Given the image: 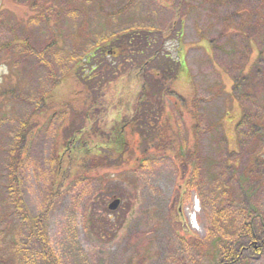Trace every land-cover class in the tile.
<instances>
[{
    "label": "rangeland",
    "instance_id": "obj_1",
    "mask_svg": "<svg viewBox=\"0 0 264 264\" xmlns=\"http://www.w3.org/2000/svg\"><path fill=\"white\" fill-rule=\"evenodd\" d=\"M255 6L262 8L260 20L264 0H0V264H48L33 234L36 218L57 264H215L202 249L222 251L246 218L261 229L264 179L252 180V193L237 180L253 157L244 135L239 148L235 128L245 112L249 127L260 126L257 146L264 153V89L253 82L240 101L234 92L242 91L232 89L264 68V61L254 68L264 23L252 18L251 29L229 32L231 24H246L244 13ZM129 30L161 32L172 49L178 69L172 89L184 104L171 125L187 149L197 148L202 168L194 179L175 155L143 158L126 134L123 148L115 144L140 88L132 75L139 64L121 42ZM94 51L89 78H96L84 84L77 73ZM21 125L28 135L18 192L28 220L15 212L7 190L8 152ZM72 135L77 143L82 138L97 166L69 173L54 197L56 160L70 150ZM81 158L86 154L76 164ZM233 166L238 175L230 174ZM251 169L256 175L258 168ZM115 199L120 204L109 211ZM261 249L258 256L245 252L248 264H264Z\"/></svg>",
    "mask_w": 264,
    "mask_h": 264
},
{
    "label": "trees",
    "instance_id": "obj_2",
    "mask_svg": "<svg viewBox=\"0 0 264 264\" xmlns=\"http://www.w3.org/2000/svg\"><path fill=\"white\" fill-rule=\"evenodd\" d=\"M248 1L249 0H246V3H248ZM261 9L262 8L255 6L252 9L251 13L245 12L244 22H246V24L242 22L239 23L236 27H234V24H231L234 30H230L229 28V32H239L242 27H244V29L249 28L248 24H250V20L252 18L255 21H263L264 23V13H262V18L260 20L258 18L259 15H256V11ZM249 10L250 6H246V11ZM248 17L249 19L247 20ZM262 26L264 25H258V27ZM122 35V44H125L128 49L132 50L131 55L134 56L133 58L136 59L137 64H139L133 70L132 75L137 76L138 82L140 83V88L135 96L136 102L134 105V112L132 116L123 128L122 126H120V124H118V137L115 144L123 148L125 145L124 142L126 139V134L129 135V137L132 139L135 138L137 142V149L135 148V146L131 145V148L134 149L133 151H131L133 153L138 151L139 155L143 158H147L152 154H157L159 156H164L167 154L173 156L175 155L176 159L181 165L182 173L190 169L191 174L189 179H194L200 168H202L201 164H199L198 152L196 151L197 148L187 149V142L183 139L182 133L179 131L180 129L178 128V132H175L173 126L171 125L172 119L175 118L176 109L178 108V106L183 107L182 104H184L182 97L179 96L174 89H172V85L176 81L178 73V69L176 73L175 68H173V66L171 65L172 59L170 56V51L172 49L165 48L164 43L162 42L164 34L161 32H157V34H155L154 32L148 30H129ZM155 35L159 36L155 37ZM160 38L162 40H160ZM123 39H126L125 42H123ZM176 42L179 44L180 40ZM101 52L102 50H99L98 53ZM98 56L99 55L97 54V52L94 51V53L86 59L85 65L87 69L89 68V70H85L86 67L83 66L82 68L84 70L77 73V77L79 78L80 82L89 84V82L96 78H89L93 74L95 65L94 67L89 66ZM124 57L125 56H121L122 60L124 59ZM256 61L257 62L255 63L254 68L256 67L258 69L260 62L264 61V49H258V57ZM147 67L150 68L152 72L151 74H147V71L144 72V69ZM82 68H80V70ZM259 69L257 70L258 73H256V71L253 73L254 76L252 80H250V82L245 83L247 77L248 79H251L250 75H247V77L245 75L241 78L242 83L240 84V86H235L236 84L233 86L232 93L234 91H239V89L240 91H242L241 96L240 94L234 92V97L236 100L240 101L242 98H246L247 95H251L250 91H252L254 88L253 82H256L255 84L258 86H263L264 89V68L260 69V71ZM80 73L84 74V76L81 77ZM162 76H164V78ZM55 83L57 84L58 82L55 81ZM242 87H244L245 90H243ZM172 99H175L176 102L175 104L173 103V109L171 108L172 105H170ZM179 102H182V104H180ZM167 109H169L170 112L164 114ZM97 110L99 111V108H97L96 110L94 109V112H97ZM90 112L91 110H88L87 114L89 115ZM152 115H155L153 119L150 118V116L152 117ZM245 115V112L242 111L241 120L235 128V134L238 139V146L241 149H244L243 138L241 139V137L244 135L246 150L249 151L250 148L252 149L249 152L253 158L251 160V164H249V167L247 166V168L245 169L246 173L238 175L235 172L237 167L233 166L231 167L232 171L230 172V174L235 175L236 173L239 177V179L237 180L241 183H244V189L247 188V190L252 193L255 191L254 185L257 184L255 181L261 182L264 179V153H259L261 151H259L257 146L258 142L260 141L259 139H261L259 136V133L261 132L260 126L259 128L256 125H254V127H249L247 125V122L249 121L247 119V116ZM162 116H164L163 118L165 122L160 120ZM262 125H264V122L261 124V129ZM243 127L244 130L242 129ZM255 127H257L259 130H256ZM20 129L21 130L19 131V133H17L11 149L8 152L9 159L7 167H9V184L7 190L9 192V198L13 199L15 202V212L18 213L19 216L23 218V220H28L27 211L25 210L22 199H20V192H18L20 183L17 175L19 166L25 158L27 143L26 136L28 135V133L26 132V126L21 125ZM89 129L95 133L97 127H94L93 130L92 128ZM196 129L197 125L194 126V130ZM76 139L78 138H75L72 135V137L67 141V143L71 145L70 150H64L56 160L57 173L55 185L56 187L54 190L55 193L53 194L54 197L57 196L58 192L63 188L64 182L68 179L69 173L75 171L76 169L80 171V173L88 172L90 168H94L97 166V163L88 161L89 155L87 152H89V149L85 145L83 146L84 142L81 140L82 138H80V142L78 143ZM110 141L111 140L109 138V142ZM111 144H113L112 141ZM85 154L87 159L81 158L80 163L76 164L78 161V155L85 156ZM66 161L67 167L64 168L63 166H65ZM139 161L141 160L139 159ZM250 165L258 168L256 175H252L253 169H251ZM254 179L255 181H252ZM224 189L225 193H227V189L225 188V186ZM256 215L258 216V214ZM32 222L34 228L33 234L41 244L45 260L48 262V264H57V258L51 252L46 240V236L42 232L40 218H36L32 220ZM250 222V219L246 218L240 234L234 241L231 242L230 245L227 244L225 247L223 246V250L221 249L222 251H218L214 254V250L212 248L211 251H207L206 253L205 250L202 249L203 252L201 251V253L205 254L204 256H209V258L214 260L215 264H248V261L245 257V252H250L251 254H255V256H258L263 250L261 249V247L264 245V219L261 218L260 220L261 229H258V226L255 227L252 224L253 222ZM243 244L246 245L243 246ZM212 245H215V243H212Z\"/></svg>",
    "mask_w": 264,
    "mask_h": 264
},
{
    "label": "water",
    "instance_id": "obj_3",
    "mask_svg": "<svg viewBox=\"0 0 264 264\" xmlns=\"http://www.w3.org/2000/svg\"><path fill=\"white\" fill-rule=\"evenodd\" d=\"M119 204H120V200H117V199L113 200V201L109 204V206H108V210H109V211H115V210L118 208ZM183 228H184V231H186L185 224H184Z\"/></svg>",
    "mask_w": 264,
    "mask_h": 264
},
{
    "label": "flooded vegetation",
    "instance_id": "obj_4",
    "mask_svg": "<svg viewBox=\"0 0 264 264\" xmlns=\"http://www.w3.org/2000/svg\"><path fill=\"white\" fill-rule=\"evenodd\" d=\"M108 54H110V52H108Z\"/></svg>",
    "mask_w": 264,
    "mask_h": 264
}]
</instances>
